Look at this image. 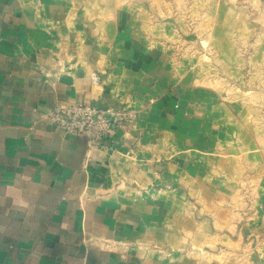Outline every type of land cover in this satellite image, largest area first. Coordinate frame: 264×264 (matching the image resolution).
I'll list each match as a JSON object with an SVG mask.
<instances>
[{"label": "crops", "instance_id": "crops-1", "mask_svg": "<svg viewBox=\"0 0 264 264\" xmlns=\"http://www.w3.org/2000/svg\"><path fill=\"white\" fill-rule=\"evenodd\" d=\"M160 13L0 0V264H264L260 74ZM76 100L133 117L91 145L45 117Z\"/></svg>", "mask_w": 264, "mask_h": 264}, {"label": "rangeland", "instance_id": "rangeland-1", "mask_svg": "<svg viewBox=\"0 0 264 264\" xmlns=\"http://www.w3.org/2000/svg\"><path fill=\"white\" fill-rule=\"evenodd\" d=\"M131 1L146 5L154 12L160 10L158 17L163 22L172 19L179 38L191 51L205 52L207 58L210 56L213 60V43L219 45L216 47L217 56L220 54L222 58L234 49L243 60L241 68L245 74L237 83L238 87H241L240 83L247 85L252 73L260 74L254 90L255 94L264 92V0ZM220 68L224 72L223 67ZM239 93L245 94L246 89H240Z\"/></svg>", "mask_w": 264, "mask_h": 264}, {"label": "built area", "instance_id": "built-area-1", "mask_svg": "<svg viewBox=\"0 0 264 264\" xmlns=\"http://www.w3.org/2000/svg\"><path fill=\"white\" fill-rule=\"evenodd\" d=\"M91 79L95 84L101 82L97 72L91 74ZM45 117L66 132L84 136L91 145H97L115 126H125L133 115L126 109H101L76 100L70 104L55 106L46 112Z\"/></svg>", "mask_w": 264, "mask_h": 264}]
</instances>
